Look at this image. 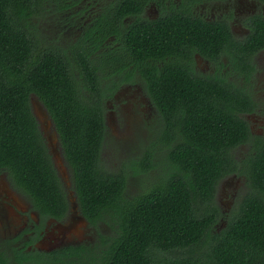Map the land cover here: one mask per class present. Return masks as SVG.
Segmentation results:
<instances>
[{"label":"trees","instance_id":"trees-1","mask_svg":"<svg viewBox=\"0 0 264 264\" xmlns=\"http://www.w3.org/2000/svg\"><path fill=\"white\" fill-rule=\"evenodd\" d=\"M155 1L0 0V172L41 214L66 212L65 189L31 110L35 97L57 133L82 215L109 229L98 242L45 262L264 264V138L242 116L258 101L226 76L202 80L179 62L158 66L155 56L175 51L169 34L182 32L183 16L172 5L148 20L144 8ZM257 29L237 49L223 47L231 40L223 33L203 52L224 50L249 81L255 65L247 56L264 47V27ZM196 36L205 41L207 32ZM133 74L163 125L157 140L113 170L102 158L106 81ZM231 175L244 178L243 186L223 209L218 187ZM22 255L30 254L0 245V264Z\"/></svg>","mask_w":264,"mask_h":264},{"label":"flooded vegetation","instance_id":"flooded-vegetation-1","mask_svg":"<svg viewBox=\"0 0 264 264\" xmlns=\"http://www.w3.org/2000/svg\"><path fill=\"white\" fill-rule=\"evenodd\" d=\"M172 5L183 16V18L177 20V24H183V27H181L182 32L169 34L172 42L170 46H173L175 51H170L162 57L155 56L154 62L158 66L166 63L176 65V62H179L180 67L192 70L202 80L203 76L209 78H224L226 76L228 77L227 80L235 82L238 87L249 89V92L251 91L258 103L253 112L242 116L248 123L251 133L264 138V98H257L256 88L254 87L255 80L261 71L259 62L264 59V47H257L260 49L253 55L247 56L255 65L254 73L249 81H246L243 76H239V68H236L234 61L231 62L230 57L226 55L224 50L221 49L216 54L212 50L203 52V48L207 51L208 48L217 47L215 44H219L220 40L223 39V33H227L231 38L230 42L224 44L223 47L229 45L231 48L236 47L234 49H237V44L246 45L255 30L264 27V1L157 0L147 4L142 15L150 21L158 20L171 10ZM124 21L129 22L130 19L125 18ZM203 32H207L205 41H203V38L201 41L197 36L196 39L192 38L196 33L199 35L201 33L203 36ZM192 42H196L199 46L196 45L191 48ZM190 54L191 60L188 61L186 57ZM133 76L134 79L131 81H124L122 80L123 77H118L114 83L110 81L111 78L109 77L106 81V84H110V86L104 100L105 146H112L114 155L116 147L123 148L124 151L129 149V151L141 153L150 145L151 139L157 140L155 138L159 136L163 125L161 113L145 90L144 82L139 80L136 74H133ZM185 83L180 82L179 84ZM262 88L264 94V87ZM122 90H133L134 95L139 96L136 103L138 108L137 117H134L135 119L131 122L123 115V108L128 110L130 105L124 106V103H120ZM33 99H30L31 105ZM126 99L133 101L134 97H124V100ZM260 100L262 104L259 102ZM176 111L178 113V109ZM254 117L256 118L254 119ZM131 124L138 126L137 133H135L137 141L128 143L126 137L131 133ZM255 126L258 127L257 130L254 129ZM52 128L53 133L57 136L54 126ZM144 138H146L145 143ZM46 146L51 159L53 157V164L65 189L68 207L63 216L55 217L41 214L39 210L34 208L29 197L14 189L7 173L0 172V226L3 228V233L0 235V245L7 246L8 251L16 249L18 252L30 254L29 256L22 255L17 259L13 258L10 264H54L45 262L46 257L43 256L66 251L69 248H80L83 245L94 244L98 242L100 234L109 233V229L104 224H98L97 227H94L82 215L73 190L71 172L62 156L59 140L57 139L55 146L50 147L51 145L48 144ZM158 147L157 145L156 148L158 149ZM240 149L246 151V145L241 146ZM55 153L58 154L60 165L68 171L65 172V178L60 175L57 165H55ZM108 154L110 155L107 148L102 155L106 164L110 159V157H107ZM231 180L235 181L232 183L236 184L237 181L241 182L244 178L231 175L220 182L217 201L220 202L221 207L222 197H227L224 187L225 185L229 186ZM242 186L241 183V189ZM230 194L231 197L227 198H230L228 201L229 207L237 199L235 194ZM80 228L82 229L80 230Z\"/></svg>","mask_w":264,"mask_h":264},{"label":"rangeland","instance_id":"rangeland-1","mask_svg":"<svg viewBox=\"0 0 264 264\" xmlns=\"http://www.w3.org/2000/svg\"><path fill=\"white\" fill-rule=\"evenodd\" d=\"M260 66H261V71L259 72L258 74V77L256 78L255 80V85L254 87L256 88L255 90V94L257 96V98L261 99V98H264V94L262 93L263 91V88L264 87V59L259 62ZM121 102L120 103H124V106L126 105H130L129 109L125 110L123 108V115L131 122L132 120H134L135 118L134 117H137V113H138V108H137V101L139 100V96L138 95H134V92L133 90H130V91H121ZM134 97L133 101L132 100H124V97ZM136 96V98H135ZM261 104H262V101L260 100L259 101ZM31 110H32V113L39 125V129L41 131V134L45 140V143L48 144L50 147L52 146H55L57 144V136L53 133V128L51 125V121L45 111V109L42 107V105L40 104V102L34 98L33 101H32V105H31ZM256 117H254L255 119ZM252 121V119H251ZM137 127L138 126H133V124H131V133L127 135V139H126V142L128 143H132L133 141H137V137H135V133H137ZM255 130L258 129L257 126L254 127ZM133 139V140H132ZM144 143L146 142V138L143 139ZM143 143V144H144ZM140 144V143H139ZM56 148V147H55ZM123 148H120V150H122ZM108 151L110 153V155L108 154L107 157L110 159H108V165L111 169L113 170H118L119 168L122 167V163L124 161H126L129 157L127 155V153H129V149L126 151H123L120 153V156H118L117 158L113 159V152H112V146H109L108 147ZM52 162H53V158H52ZM57 165V169L60 173V175L65 178L66 174L65 172L67 170H65L60 164H56ZM68 172V171H67ZM227 182V180H226ZM232 182H235L233 180H231V184H229V186H226L224 187V190H225V194L227 197L221 199V205L222 207H224L223 209H228L229 207V199H227L228 197H231V194H235L236 195V198L239 196V192L241 191V182L237 181L236 184L232 183ZM136 184L135 183H132L131 184V188H129V190L131 191H134L136 190L137 188H135ZM223 196V195H222ZM220 203V202H219ZM231 208V206L229 207V209ZM3 228L0 226V235L3 233ZM82 228H80L81 230ZM2 246V249H8L7 246Z\"/></svg>","mask_w":264,"mask_h":264},{"label":"water","instance_id":"water-1","mask_svg":"<svg viewBox=\"0 0 264 264\" xmlns=\"http://www.w3.org/2000/svg\"><path fill=\"white\" fill-rule=\"evenodd\" d=\"M32 98H35V97H32ZM32 98H31V99H32ZM55 155H56V156H55ZM57 155H58L57 153L54 154V160H55V163L59 165V164H60V161H59ZM52 158H53V157H52Z\"/></svg>","mask_w":264,"mask_h":264}]
</instances>
